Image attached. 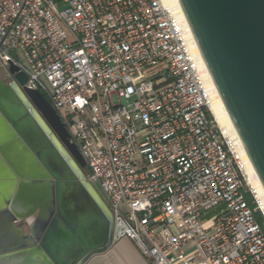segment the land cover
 Instances as JSON below:
<instances>
[{
    "label": "built area",
    "instance_id": "2783aa9c",
    "mask_svg": "<svg viewBox=\"0 0 264 264\" xmlns=\"http://www.w3.org/2000/svg\"><path fill=\"white\" fill-rule=\"evenodd\" d=\"M169 8L0 0V67L16 65L58 115L112 215V242L152 264H264V208Z\"/></svg>",
    "mask_w": 264,
    "mask_h": 264
},
{
    "label": "water",
    "instance_id": "95a60500",
    "mask_svg": "<svg viewBox=\"0 0 264 264\" xmlns=\"http://www.w3.org/2000/svg\"><path fill=\"white\" fill-rule=\"evenodd\" d=\"M177 2L264 189V0ZM0 73V264H84L112 215L43 94L12 62Z\"/></svg>",
    "mask_w": 264,
    "mask_h": 264
},
{
    "label": "bare ground",
    "instance_id": "6f19581e",
    "mask_svg": "<svg viewBox=\"0 0 264 264\" xmlns=\"http://www.w3.org/2000/svg\"><path fill=\"white\" fill-rule=\"evenodd\" d=\"M164 1L166 5L170 7L169 9H171L182 22L184 32H185L184 36H186V41L188 43V46L190 47L192 54L197 59L198 70L202 76L205 88L207 89L211 116L215 124L217 125V127L220 129L223 135L228 139L233 150L238 154L240 161H241L243 173L245 174L246 179L251 186V189L253 190L254 194L259 199V201L261 202L264 208V189L258 177L255 174V171L251 165V162L244 150V147L238 137V134L236 133L230 121V118L226 114V111L216 93V90L213 86V83L210 79V76L207 72V69L204 65V62L197 49V46L192 37V34L183 16L182 10L177 0H164Z\"/></svg>",
    "mask_w": 264,
    "mask_h": 264
},
{
    "label": "crops",
    "instance_id": "0c3cea01",
    "mask_svg": "<svg viewBox=\"0 0 264 264\" xmlns=\"http://www.w3.org/2000/svg\"><path fill=\"white\" fill-rule=\"evenodd\" d=\"M18 221L15 226L27 228ZM26 233V232H25ZM7 244L10 241L7 240ZM84 264H152L144 259L133 243L127 239L112 242L104 252L92 255Z\"/></svg>",
    "mask_w": 264,
    "mask_h": 264
},
{
    "label": "trees",
    "instance_id": "16d2710c",
    "mask_svg": "<svg viewBox=\"0 0 264 264\" xmlns=\"http://www.w3.org/2000/svg\"><path fill=\"white\" fill-rule=\"evenodd\" d=\"M245 200L247 201V203L249 204V206H252L251 205V197L249 196V193H245ZM255 218H256V221L257 223L259 224L260 228H261V231H262V234L264 236V221L263 219L259 216V214H255Z\"/></svg>",
    "mask_w": 264,
    "mask_h": 264
},
{
    "label": "rangeland",
    "instance_id": "374dc122",
    "mask_svg": "<svg viewBox=\"0 0 264 264\" xmlns=\"http://www.w3.org/2000/svg\"><path fill=\"white\" fill-rule=\"evenodd\" d=\"M1 72H2V71H1ZM1 76H3L2 73H0V77H1ZM112 101H113V103H117V98H116V97H113V98H112ZM244 175H245V174H244ZM245 178H246V176H245ZM245 184H246V186L249 188V190L253 192V190L251 189V186H250V184L248 183L247 179H246V183H245ZM94 187L96 188V190L98 191V193L101 195V193H100L99 189L97 188V186H94ZM215 214H216L215 212H210L209 215H208V218L212 217V216L215 215ZM20 224H21V223H20ZM21 225L25 226L24 223L21 224Z\"/></svg>",
    "mask_w": 264,
    "mask_h": 264
},
{
    "label": "flooded vegetation",
    "instance_id": "af4514ba",
    "mask_svg": "<svg viewBox=\"0 0 264 264\" xmlns=\"http://www.w3.org/2000/svg\"><path fill=\"white\" fill-rule=\"evenodd\" d=\"M0 78L2 79V81H3L4 83H8V80L6 79L5 75L1 76ZM84 173L86 174V170L84 171ZM20 223L23 224L24 222L21 221Z\"/></svg>",
    "mask_w": 264,
    "mask_h": 264
}]
</instances>
